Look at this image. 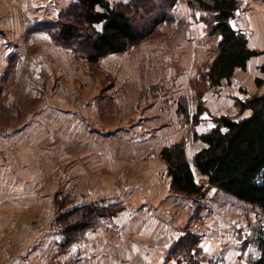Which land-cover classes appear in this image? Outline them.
<instances>
[{"label": "rangeland", "instance_id": "374dc122", "mask_svg": "<svg viewBox=\"0 0 264 264\" xmlns=\"http://www.w3.org/2000/svg\"><path fill=\"white\" fill-rule=\"evenodd\" d=\"M0 1L10 2L11 6L16 3L13 9L0 10V68L5 69L0 76L1 134L35 121L44 113V103L52 99L70 109L80 106L89 113H98L99 121L94 125L110 130L130 128L132 119L141 114L145 118L153 113L155 105L162 104L161 113L156 115L168 114L170 120L161 122V129L182 124L186 132L182 141L187 152L195 154L202 143L196 139L199 132L190 112L202 113L204 123L198 130H206L223 116L240 119L249 115L250 111L241 104L264 94V86L248 89L244 84L246 89L236 86L234 90L232 87L221 90L211 84L208 72L218 52V36L211 33L207 13L191 8L188 0L152 1L143 5L137 15L131 11L136 25L149 30V35L127 52L110 55L97 63L89 62L91 51L87 47L77 49L76 42L63 44L44 31V22L58 21L59 27L72 24L70 9L72 6L75 9L80 0ZM29 1L31 7L24 8ZM28 13L33 25L16 26L8 21L11 15L21 19ZM81 25L86 32L87 26L84 22ZM19 32L24 34L20 37ZM133 94L139 102L127 121L120 102L122 96ZM143 101L148 105L144 112L140 110ZM118 134L119 131L107 140H116ZM4 139L8 138L2 135L0 140ZM133 161L130 157V162ZM64 171L72 174L69 167ZM164 179L165 175V182ZM198 179L205 180L199 175ZM162 188L168 186L163 183ZM77 198L69 186L56 193L54 225L62 211L76 207ZM178 201L182 208L173 211L176 221L180 220L178 214L185 219L176 226L174 244L160 264H189L188 258L193 254L198 264H252L259 256L258 236L264 230L262 208L217 188H210L206 196L185 195ZM32 229L42 232L39 218H33ZM190 248L193 249L188 254ZM71 250L72 247L64 252Z\"/></svg>", "mask_w": 264, "mask_h": 264}, {"label": "crops", "instance_id": "0c3cea01", "mask_svg": "<svg viewBox=\"0 0 264 264\" xmlns=\"http://www.w3.org/2000/svg\"><path fill=\"white\" fill-rule=\"evenodd\" d=\"M237 1L240 10L231 19V26L246 35L251 49L261 53L250 59L245 69L235 71L232 86L223 81L221 90L264 86V0ZM31 4L29 1L23 7L30 8ZM15 6V2L11 6L10 2L0 1V10ZM8 21L33 25L30 13L21 19L11 15ZM19 34L21 37L24 33ZM217 36L220 43L221 37ZM4 70L0 68V76ZM122 99V115L129 121L139 100L134 94ZM160 105H155L153 113L145 118L141 114L132 119L130 128L110 130L94 125L99 121L98 113H89L80 106L70 109L52 99L44 103V113L37 114L38 120L0 133V137L8 138L0 140V264H160L174 244L176 226L185 219L178 214L180 220L176 221L173 211L182 208L178 200L185 195L171 188L169 167L161 151L181 142L186 134L180 123L161 129V122L167 123L170 117L156 115L162 111ZM147 107L143 101L140 110L144 112ZM191 113L193 118L198 112ZM201 116L196 129L205 134L217 121L199 131L204 123ZM118 131L116 140H107ZM199 141L202 147L198 151L205 146ZM195 154L187 152L191 163ZM130 157L135 161L130 162ZM67 167L72 174L65 173ZM163 183L168 188H162ZM64 186L77 195L76 206L96 202L118 209L98 227L88 230L86 238L69 252L62 250L65 236L53 223L57 214L54 198ZM35 217L43 225L42 232L32 229Z\"/></svg>", "mask_w": 264, "mask_h": 264}, {"label": "trees", "instance_id": "16d2710c", "mask_svg": "<svg viewBox=\"0 0 264 264\" xmlns=\"http://www.w3.org/2000/svg\"><path fill=\"white\" fill-rule=\"evenodd\" d=\"M152 1L159 0L118 3L80 0L75 9L74 6L70 9L72 24L59 27L58 21L44 22V31L63 44L76 42L77 49L87 47L91 51L89 62L97 63L110 55L127 52L149 35V30L136 25L130 13L133 11L137 15L143 5ZM188 4L207 13L211 33L221 37L217 55L208 72L211 84L220 86L223 81L230 82L238 68L245 69L250 59L261 53L251 49L246 35L231 26V19L240 10L239 2L188 0ZM80 20L87 26L86 32L82 30L83 22ZM83 37L86 40H82ZM258 84L261 85L262 81L258 80ZM241 105L244 110L250 111L249 116L240 119L223 116L209 132L196 134V139L205 146L195 154L193 163L187 158L184 141L162 149L161 157L168 164L174 192L202 197L210 188H217L264 210V94L255 95ZM201 114L198 112L193 116L195 124ZM198 175L205 181H199ZM60 207L63 208L62 202ZM117 211L96 202L62 211L56 220V226L61 227L66 235L62 250L82 241L88 230L95 229L103 219L115 215ZM192 249H187V253L190 254ZM258 250L260 254L252 264H264V230L258 236ZM188 259L189 264H198L194 254Z\"/></svg>", "mask_w": 264, "mask_h": 264}]
</instances>
